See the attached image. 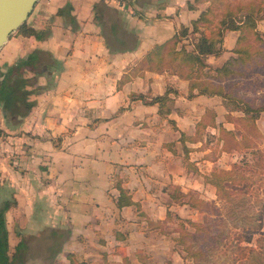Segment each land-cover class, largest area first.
<instances>
[{"label": "crops", "instance_id": "1", "mask_svg": "<svg viewBox=\"0 0 264 264\" xmlns=\"http://www.w3.org/2000/svg\"><path fill=\"white\" fill-rule=\"evenodd\" d=\"M208 5L209 0H38L27 23L47 35L12 32L0 48V85L17 86L13 113L0 99V206L6 199L16 201L6 211L13 264H69L68 251L91 264L124 263L125 256L131 258L126 250L131 236L141 242L153 230L150 225L146 229L148 218L164 221L170 208L195 219L189 204L173 201L174 185L202 197L216 195L204 173L226 151L213 155L217 143L210 140L218 136L221 123L234 127L222 96L197 93L195 87L190 97L192 78L172 67L136 69L154 45L170 39L182 24L192 28ZM258 28L264 37V18ZM238 35L234 29L225 31L222 52L205 56V71L237 55ZM195 36L190 32L177 48L193 49ZM168 86L178 91L172 93L176 109L162 117L159 104L147 100ZM19 88L28 91L27 101L35 102L26 115L19 111ZM207 107L217 113V125L205 132L211 139L184 141L199 169L195 172L184 163L179 137L195 132ZM114 174L126 178L123 184L139 207L116 205ZM122 229L128 233L119 238ZM118 245L124 252L116 251Z\"/></svg>", "mask_w": 264, "mask_h": 264}, {"label": "trees", "instance_id": "2", "mask_svg": "<svg viewBox=\"0 0 264 264\" xmlns=\"http://www.w3.org/2000/svg\"><path fill=\"white\" fill-rule=\"evenodd\" d=\"M262 8L256 7V5L251 4L246 7L245 12L239 15L234 9H226L222 14L217 15L215 10L212 8L211 4L204 9L197 19L192 21V28L187 25L182 24L180 26L179 32H176L170 39L163 43H158L146 53L142 58L141 63L136 66V69H151L162 71L166 67H172L173 70L179 72L180 75H184L188 78H192L190 84V97L194 96V88H198L197 93L206 94H219L222 96L226 107L229 112L226 113L227 120L234 124V127H227L223 123L220 124L219 134L216 137V143L221 152L222 151H240L244 148H250L255 145L253 139L245 132V127L249 128L253 126L256 131H260L257 119L260 118L262 112H264V98L257 100L256 97L250 96L247 91L242 89L246 86L243 80L235 79L227 84L223 83L225 79L236 78L237 75L244 73L241 71L242 67L246 65H263L264 64V47L253 48V43L249 42V37L252 36L255 40L264 43V37L261 30L258 28V20L264 18V14L261 13ZM228 29H234L239 31L236 45L233 50L237 53L236 56H230L222 65L216 67H208V63L205 61V56L208 54H220L222 52V41L224 38V33ZM18 31L25 32L26 34H34L41 38L47 35V31L43 29H37L30 26L27 21L24 22ZM190 32L196 34L195 47L193 49H188L185 46L177 48L178 43L182 38L188 35ZM33 55V54H32ZM177 61L176 64H172V61ZM214 69L215 72H212ZM215 77V82H210L209 80H204L202 77ZM220 81V82H217ZM222 81V82H221ZM17 89L15 84L9 85V87L4 84L0 85V99L4 103V107L8 114L13 113L14 104V91ZM18 90V100L23 103V108L19 109L22 115H26L31 107V101L26 100L27 90ZM178 91L171 86H168L164 93L152 96L151 99L147 100L150 103H158V112L162 117H167L172 110L175 102L172 93H177ZM143 97V94H141ZM10 110V112H9ZM239 110L238 116H234L232 111ZM216 111L212 107H207L205 112L202 114L200 119L197 121L195 126V132L193 134L187 135L182 132L179 139L183 142L187 138H197L203 137V132L209 125H217L216 121ZM239 130V131H238ZM171 145V142L168 143ZM191 150L184 142V163L187 168L193 169L195 172H199L198 167L190 159L189 151ZM234 166L238 163L233 164ZM225 168L216 167L210 172L204 173L207 182H210L216 186L217 194L220 198L231 199L237 190V185L240 183L238 175L235 172V168ZM113 185L119 190V194L115 197V202L118 207H123L125 205L135 204L140 206V203L134 200L132 193L128 187L123 183L126 180L120 174L112 175ZM173 201L178 204H189L192 209L198 211H208L211 210L212 205L210 200L202 197L198 192H185L180 186L174 185L170 193ZM16 203L15 200L6 199L2 202L0 206V264H13V260L16 253L10 251L9 243V230L7 227L6 211ZM143 214V213H142ZM174 216L179 220L180 225L183 227V231H186L188 237L192 236L195 231H208L207 223L200 220H195L192 218H185L175 212L174 210L168 208L166 219H170ZM148 222H152L148 218ZM220 221L218 222V226ZM189 226L195 227L196 230H189ZM256 230L252 228H247L245 232L249 234L247 236L249 239L250 235H253ZM218 231V235H220ZM119 238H124L125 234L118 233ZM178 243L186 242V237L183 232H180L178 236L175 237ZM23 245L21 241L16 249H19ZM120 246L118 245L117 248ZM188 249L187 246L185 248ZM67 257L69 259V264H91L84 257L79 256L76 252L68 251ZM207 255V248L200 245L196 252L188 251L184 255L185 259H194L195 263H199V259ZM129 258L125 256L124 263L109 261L105 264H130ZM52 264H64L61 260H54Z\"/></svg>", "mask_w": 264, "mask_h": 264}, {"label": "rangeland", "instance_id": "3", "mask_svg": "<svg viewBox=\"0 0 264 264\" xmlns=\"http://www.w3.org/2000/svg\"><path fill=\"white\" fill-rule=\"evenodd\" d=\"M209 4L217 15L222 14L226 9H234L242 15L246 7L251 4L262 8L261 13L264 14V0H209ZM249 38L254 49L264 47L263 42L255 40L252 36ZM240 67L244 73L237 75L236 78L225 79L223 83L227 84L235 79L243 80L246 86L242 92L247 91L257 100L264 98V64ZM238 115L239 113H234V116ZM258 125L260 131H256L253 126L245 127V132L255 143L254 146L240 151H226L222 161L213 165L211 169L231 168L234 162L238 163L234 166V170L238 175L240 174L238 178L240 183L236 186L237 190H234L232 198L228 200L220 198L217 192L214 197L206 194L204 198L210 200L211 210L194 212V218L206 222L209 230H198L188 237L179 220L174 216L164 221L144 223L146 229H148L147 225H150L153 226L150 228L153 230L148 231L147 239L141 242L135 237L136 235L131 236L133 239L129 247L125 248L131 256L128 260L130 264H196L192 257L185 259L184 255L188 251L196 252L200 245L207 248V255L200 258L197 264H264V115L262 114L258 119ZM205 132L203 136L207 135L208 140L211 139L210 133ZM210 141L216 142V139L212 138ZM215 145H213L215 152L211 151L213 155H216L220 148ZM141 217H144V214L141 213ZM189 228L196 230L192 226ZM247 228L256 230L250 235V239L247 237L249 234L245 232ZM120 232L124 234L128 233V230L122 229ZM180 232L186 237V242L183 244L175 240ZM112 244L113 242L108 244L109 248ZM116 251L124 252V249L121 247Z\"/></svg>", "mask_w": 264, "mask_h": 264}, {"label": "water", "instance_id": "4", "mask_svg": "<svg viewBox=\"0 0 264 264\" xmlns=\"http://www.w3.org/2000/svg\"><path fill=\"white\" fill-rule=\"evenodd\" d=\"M38 0H0V48L33 11Z\"/></svg>", "mask_w": 264, "mask_h": 264}]
</instances>
